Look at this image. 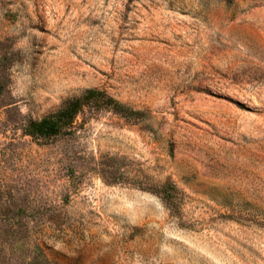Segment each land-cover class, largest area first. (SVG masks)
<instances>
[{"label":"rangeland","instance_id":"rangeland-1","mask_svg":"<svg viewBox=\"0 0 264 264\" xmlns=\"http://www.w3.org/2000/svg\"><path fill=\"white\" fill-rule=\"evenodd\" d=\"M0 264H264V0H0Z\"/></svg>","mask_w":264,"mask_h":264},{"label":"trees","instance_id":"trees-1","mask_svg":"<svg viewBox=\"0 0 264 264\" xmlns=\"http://www.w3.org/2000/svg\"><path fill=\"white\" fill-rule=\"evenodd\" d=\"M93 100L103 101L110 104L112 109L118 112H124L125 107L112 98H106L102 91L88 90L79 99L70 101L57 113L51 114L40 121L32 122L29 134L33 137H52L60 134L67 126L73 123L76 114L86 105L91 104Z\"/></svg>","mask_w":264,"mask_h":264}]
</instances>
